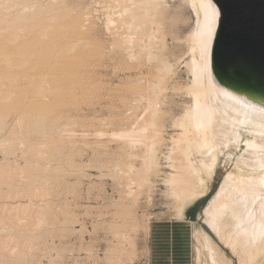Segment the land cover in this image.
Here are the masks:
<instances>
[{
    "label": "rangeland",
    "instance_id": "obj_1",
    "mask_svg": "<svg viewBox=\"0 0 264 264\" xmlns=\"http://www.w3.org/2000/svg\"><path fill=\"white\" fill-rule=\"evenodd\" d=\"M5 1L0 0L6 5H0V166L5 170L0 175V228L5 217L12 222L6 231L0 229V240L13 241L8 246L0 242V264H158L151 229L162 220L178 219V202L164 183L169 170L164 156L173 117L184 103L178 88L189 80L180 58L194 15L181 0H166L151 43L145 37L140 41L149 43L145 47L140 39L126 40L133 32L124 24L107 23L109 14H116L114 0L111 5L108 0ZM164 61L170 71H162ZM159 77L166 87L156 114L157 124L164 125L163 141L156 145L159 167L144 174L143 145L114 133L148 120L147 97L154 95ZM243 148H231L234 155L225 162L226 155H220L209 190L186 208L196 204L195 217L188 219L186 264H195L194 228L218 242L202 209L227 171L246 172L236 161ZM22 206L28 207L24 216ZM39 216L45 219L37 221ZM260 220L253 223L259 226L239 231L236 249L246 247V253L252 239V247L264 242ZM227 221L232 241L237 221ZM260 225L263 230L257 229ZM219 245L231 264H239L236 254ZM260 260L257 264H264Z\"/></svg>",
    "mask_w": 264,
    "mask_h": 264
},
{
    "label": "bare ground",
    "instance_id": "obj_2",
    "mask_svg": "<svg viewBox=\"0 0 264 264\" xmlns=\"http://www.w3.org/2000/svg\"><path fill=\"white\" fill-rule=\"evenodd\" d=\"M8 1L10 2L11 0ZM8 1L6 0L5 3L7 4ZM181 1L191 10L195 20L187 34L186 51L180 58L182 59L183 66L186 68L189 80L181 88L177 87L180 91L179 93H182L184 96V103L181 104V111L173 117L171 124L174 132L170 135V145L169 148H167L169 150H166L167 154L164 156L167 163L165 166L169 169L166 173V177H164V183L165 185L168 184L171 189V198L178 202L175 215L180 219L185 214L186 208L199 198L203 197L209 190V184L216 173L220 161V155H226L225 162L230 160L232 155H234L229 151L231 148L240 150L243 146L244 148L242 151L236 156V161L240 163L241 168H245L246 172L242 171L244 173H239L238 171H227L218 189L202 209V212L205 215V220L210 221V229L218 242L214 241L206 231L194 228L192 233L194 242V262L195 264H229L230 258L220 247L219 244H221L231 253L238 256L239 264H257L260 259L264 258V242L261 241L262 243H258L259 245L257 244V247H252L250 242L255 239H252L251 241L247 240L249 242L247 243L246 257L240 256L239 252L236 251L237 249H241V252H243L246 247L241 248L239 247L240 243H237L239 244L237 245L239 248L236 249L234 244L236 236L241 235L239 231L246 230V228L250 227L259 219H262L260 221L264 224V113L259 111L260 108L264 107V98L230 83L215 70L213 65V44L216 35L213 38L212 48L207 57H202L200 37L198 35V21L201 26L204 21L203 9L200 8L202 0ZM108 2L110 3L111 1L108 0ZM113 2H115L114 5H116V8L113 6L114 9H116V14H114L115 11H113L114 13L108 11L112 14H109L108 20H106L108 21L107 23L115 25L119 22L124 24L127 30L131 29L133 35L135 34V37H137V35L139 36V38L134 39H132L133 35L127 36L128 38H126V40L128 39V41L132 43H136V41H134L136 39H140L137 41L140 42L143 40V37L147 38L149 43H151V39L154 38L152 37L154 34L153 32H155V29L160 26L157 17L166 9V0H114ZM109 3L107 5H109ZM213 4L219 13V9L214 1ZM1 6L6 8L5 4ZM1 6L0 8H3ZM24 8V11H27L26 7ZM30 9H28L27 12H32L29 11ZM20 12L18 11V13ZM21 14L26 15V13ZM37 14L39 15L40 13ZM111 15H116L117 18L115 19L113 18L114 16ZM20 16L17 14L18 18H21ZM18 18H16V20H18L17 23L22 21ZM14 20L15 18L11 19L9 24ZM218 21L219 16L216 21V33ZM38 22L40 23V21ZM0 24H2V22ZM155 26H157L155 29L152 28ZM12 37L13 35L9 40H12ZM121 40L123 41V38ZM140 43L145 47L147 45L149 46L148 42L147 44L144 42ZM127 47H130L128 49H131V46ZM129 53L131 54V52ZM205 64L207 65L206 68ZM162 68V71H170L171 64L164 61ZM163 81V77H159L156 86L153 88L154 95L147 97L145 112H148L151 115L148 120H144L142 124L138 126L136 125V127L132 126L130 129L114 133L115 135L124 138V140H128L127 142L130 144L134 145V143L136 144L138 142L140 145H143L142 147L144 149L143 154H141L140 170H142L144 174L151 172V170L157 172L159 167L156 145L163 141L164 125H162V128L160 124H157V116L160 113L159 110H157V107L159 104V95L163 91L165 92L166 88L163 86ZM157 111L159 112L158 115H156ZM131 146L132 145H130V147ZM131 168L134 169L133 167ZM3 169L4 168L0 166V175L3 173L2 171H5ZM143 177L145 178L146 176ZM140 182L141 181H138L139 184H142L143 180L142 183ZM145 183H148V181ZM170 195L168 196L170 197ZM26 207L24 208V206H22L21 215L23 216L27 211ZM17 212L21 213L18 209ZM214 214H217L218 216L215 215L216 217H214ZM227 217L231 219L232 222H234L233 220H236L238 225L235 224L237 228L234 231L232 230V241V238L230 240L228 239L227 232L229 231H227V225L229 223ZM40 218L45 219V217L39 216V219L36 217L37 221L41 220ZM2 220L1 224L3 225L0 229L4 232L7 230L6 227H8L9 223L12 221L9 220L10 222L8 223V220L5 221L6 217ZM45 221L43 220V222ZM40 222L38 223L39 225ZM232 222L231 225L234 224ZM256 224L253 225L257 226L258 224ZM263 224L261 225L263 226ZM35 225L37 224L35 223ZM261 225L260 227H257V229L261 228V230H263L264 227L262 228ZM255 228L252 229L254 230ZM255 233H257V230L253 234L255 235ZM260 233H262V231ZM250 234L248 233L249 238L252 237H250ZM260 236V238H264V234L263 236ZM241 237L242 239L237 237L241 239L239 242L243 241V236ZM7 239L8 237L6 240H0V242L4 246H8V243H10L8 241L10 239ZM10 241H13V239ZM244 242H246V240H244ZM253 243L255 242L253 241ZM244 244L247 245L246 243ZM15 246L16 245L12 248H15ZM243 253L244 255L246 254L245 252ZM50 261V264H54L52 260Z\"/></svg>",
    "mask_w": 264,
    "mask_h": 264
},
{
    "label": "water",
    "instance_id": "obj_3",
    "mask_svg": "<svg viewBox=\"0 0 264 264\" xmlns=\"http://www.w3.org/2000/svg\"><path fill=\"white\" fill-rule=\"evenodd\" d=\"M213 1L220 14L213 44L215 70L264 98V0Z\"/></svg>",
    "mask_w": 264,
    "mask_h": 264
},
{
    "label": "crops",
    "instance_id": "obj_4",
    "mask_svg": "<svg viewBox=\"0 0 264 264\" xmlns=\"http://www.w3.org/2000/svg\"><path fill=\"white\" fill-rule=\"evenodd\" d=\"M187 211V210H186ZM193 214L192 210L189 212ZM187 214L180 219L155 223L151 235L155 239V258L158 264H186L190 234Z\"/></svg>",
    "mask_w": 264,
    "mask_h": 264
},
{
    "label": "snow or ice",
    "instance_id": "obj_5",
    "mask_svg": "<svg viewBox=\"0 0 264 264\" xmlns=\"http://www.w3.org/2000/svg\"><path fill=\"white\" fill-rule=\"evenodd\" d=\"M200 8L203 9L204 21L202 26L198 21V35L200 37L201 55L202 57H207L212 48L213 38L216 35V21L219 13L213 4V0H202ZM217 57H219L218 51ZM206 67L207 65L205 64V68ZM259 111L264 113V107L260 108Z\"/></svg>",
    "mask_w": 264,
    "mask_h": 264
},
{
    "label": "trees",
    "instance_id": "obj_6",
    "mask_svg": "<svg viewBox=\"0 0 264 264\" xmlns=\"http://www.w3.org/2000/svg\"><path fill=\"white\" fill-rule=\"evenodd\" d=\"M205 199H208V196H206ZM205 199H204V200H205ZM191 210H192V211H195V210H196V204L193 205L191 208L187 209V211H186L187 216H188L190 219H193V218L195 217V213H193V215H191V214L189 213Z\"/></svg>",
    "mask_w": 264,
    "mask_h": 264
}]
</instances>
